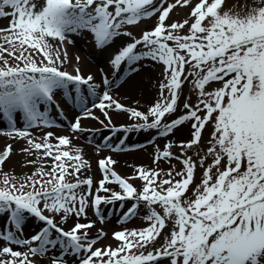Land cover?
<instances>
[{
	"label": "snow or ice",
	"instance_id": "6c2138e0",
	"mask_svg": "<svg viewBox=\"0 0 264 264\" xmlns=\"http://www.w3.org/2000/svg\"><path fill=\"white\" fill-rule=\"evenodd\" d=\"M0 20V264H264V0Z\"/></svg>",
	"mask_w": 264,
	"mask_h": 264
},
{
	"label": "rangeland",
	"instance_id": "374dc122",
	"mask_svg": "<svg viewBox=\"0 0 264 264\" xmlns=\"http://www.w3.org/2000/svg\"><path fill=\"white\" fill-rule=\"evenodd\" d=\"M232 2H234V0H232ZM187 9L184 8V9H177L175 11H173L171 13V17L172 19H180V18H183V15H184V12H186ZM7 21H4V20H0V24H6ZM148 23H151V21H148ZM89 61L91 60V58H88ZM3 121H0V126L3 125ZM133 139H137V137L133 136ZM4 141L3 142H0V145H3ZM81 143H83V141H81ZM151 150H147L145 152H142V153H139L138 155L137 154H133L129 157H127L126 159H121L117 168L118 170L121 172V173H124V172H129L131 170L130 168V165L133 163V161H136V162H142L144 163L146 166L149 165V159H148V156H149V153H150ZM14 159H19V157H14ZM92 171L95 175L99 176L100 175V172L95 164V162H93V168H92ZM198 182V180H197ZM144 221L141 220V219H134L132 222L128 223V224H125L123 226L125 227H134V226H143L144 225ZM109 228H112V227H116L115 223L113 222L112 224H109L108 225Z\"/></svg>",
	"mask_w": 264,
	"mask_h": 264
},
{
	"label": "bare ground",
	"instance_id": "6f19581e",
	"mask_svg": "<svg viewBox=\"0 0 264 264\" xmlns=\"http://www.w3.org/2000/svg\"><path fill=\"white\" fill-rule=\"evenodd\" d=\"M5 140V137L3 135H0V142H3Z\"/></svg>",
	"mask_w": 264,
	"mask_h": 264
}]
</instances>
